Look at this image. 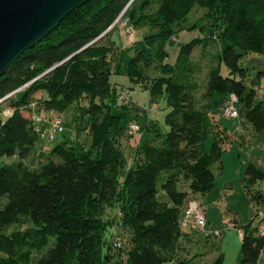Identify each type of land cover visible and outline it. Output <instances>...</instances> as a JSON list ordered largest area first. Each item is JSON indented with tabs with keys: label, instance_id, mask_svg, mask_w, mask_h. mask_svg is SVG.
<instances>
[{
	"label": "trees",
	"instance_id": "obj_1",
	"mask_svg": "<svg viewBox=\"0 0 264 264\" xmlns=\"http://www.w3.org/2000/svg\"><path fill=\"white\" fill-rule=\"evenodd\" d=\"M197 4L215 17L213 33L184 40L173 62L174 36ZM124 15L132 26L157 27L144 36L145 46L126 71L150 87L153 101L160 96L170 103V129L160 141L130 145L132 134L122 122L128 105L119 97L124 88L111 82L119 51L111 33ZM210 38L225 45L209 68L206 101L197 105L201 66L192 54ZM249 52H264V0H88L73 9L0 76V156L16 157L0 166V264L191 262L177 255L181 220L188 200L213 188V164L223 155L218 138L203 149L212 126L221 127L211 113L235 94L241 122L264 130V99L241 64ZM37 112L74 113L76 138L66 137L50 151L37 147ZM83 132L85 141L77 138ZM36 152L46 159L34 166L27 159ZM246 177L256 182L264 170L249 161ZM181 180L187 188L179 187ZM245 188L251 200L264 201L261 189ZM242 228L240 264H257L264 234L254 221ZM199 264L228 263L220 254Z\"/></svg>",
	"mask_w": 264,
	"mask_h": 264
},
{
	"label": "rangeland",
	"instance_id": "obj_2",
	"mask_svg": "<svg viewBox=\"0 0 264 264\" xmlns=\"http://www.w3.org/2000/svg\"><path fill=\"white\" fill-rule=\"evenodd\" d=\"M143 0H139L141 2ZM158 6V3L156 4ZM155 6L149 7V11L153 10ZM125 9L121 12L124 14ZM207 7L199 4L195 5L188 15L187 21L184 22V27L179 31L177 35V41L171 45L170 60L175 61L177 59V50L175 47L179 45L182 40H189L196 36L209 37L214 30L215 17L206 14ZM121 16V15H120ZM126 15L122 16L111 35L116 45L118 46V55L114 61V70L111 74V82L117 85L119 90L124 88L130 95V99L125 102L128 108L125 110V117L123 118V124H127L132 121H136L140 125V129L135 132H128L132 134L129 140L130 145H136L141 140L147 138L160 139L164 136V133L169 131L170 124L167 121V114L171 109L170 103L166 97H158L156 100H152L151 90L149 86H143L141 83L133 80L126 71L127 63L129 59L137 53L139 49L145 46L144 36L152 32L157 31V27L151 25L132 26L130 23L125 22ZM194 25L193 27H190ZM204 39L195 48L192 59L198 62L201 66L200 71L197 73V79L199 81V88L196 91V104H202L206 101L203 97L206 86L208 71L211 64L216 61V50H221L222 45H225L224 40H217L210 38L206 43ZM221 43V46H220ZM216 46V47H215ZM245 57L243 58V61ZM223 73H227V68L224 67ZM122 90V91H123ZM38 100L41 96L40 93L36 94ZM123 101V100H122ZM238 106V105H237ZM7 108L6 110H8ZM42 111V110H40ZM25 114H29L27 110ZM52 114V112H50ZM49 113V114H50ZM48 115V113H46ZM54 114V113H53ZM213 116H218L217 123L219 126H212V130L208 132L207 138L203 144V149L209 151L212 142L215 138H218L223 146L222 160L213 164V169L216 174L215 184L213 188L205 193L197 192L195 198L199 203L207 208V216L212 221V226L215 228H223L225 223L223 218L229 216L237 217V227L242 224L250 222V219L259 211L264 212V201L259 203L257 207L252 204V200L248 191L245 188V184H248L252 191L262 190L264 193V178L259 179L256 182H246V166L249 161H253L258 167L264 170V131H258L253 128L250 122L236 121V125L232 124L234 119H230L223 112V107L217 106L214 109ZM66 129L63 132H57L54 139L48 140L41 138L36 146L49 145L50 151L53 146L63 139L76 138L72 133L74 129V113L62 114ZM235 122V121H234ZM42 130H46L48 123L46 121L39 123ZM82 124L81 127H83ZM237 125H241L242 128L238 129ZM225 127V128H224ZM224 129V130H223ZM222 130V131H221ZM227 130V131H226ZM160 133V135H158ZM80 140L85 141L87 133L83 132L77 137ZM126 150L128 142L125 143ZM34 153L28 157L27 161L36 166L40 160L46 159V155H42L41 159ZM16 160L15 156L1 155L0 166L4 163H10ZM160 186V185H159ZM180 188H187L184 180L179 182ZM162 189L158 192V197L162 196ZM5 200V199H3ZM114 210H107V214H114ZM260 217L257 216L254 221L255 224L259 223ZM215 225V226H214ZM215 228V229H216ZM223 235V233H222ZM221 235V236H222ZM216 237L212 235H201L200 244L196 245L198 248L203 249L205 252L204 258L207 261L214 260L222 253V237ZM125 246V245H124ZM264 261V256L262 263ZM199 258H197L191 264H199Z\"/></svg>",
	"mask_w": 264,
	"mask_h": 264
},
{
	"label": "water",
	"instance_id": "obj_3",
	"mask_svg": "<svg viewBox=\"0 0 264 264\" xmlns=\"http://www.w3.org/2000/svg\"><path fill=\"white\" fill-rule=\"evenodd\" d=\"M87 1L0 0V76L25 50L41 41L73 9Z\"/></svg>",
	"mask_w": 264,
	"mask_h": 264
},
{
	"label": "crops",
	"instance_id": "obj_4",
	"mask_svg": "<svg viewBox=\"0 0 264 264\" xmlns=\"http://www.w3.org/2000/svg\"><path fill=\"white\" fill-rule=\"evenodd\" d=\"M176 41H177V37H176ZM183 41L184 40L179 42V44H181ZM220 46H221V43H220ZM175 48L178 52L179 45H177V47ZM222 48H223V45L221 49ZM219 51L220 50H216V53H218ZM244 57H245V60L243 61ZM241 64L248 69V73H249L248 80L257 89L259 98L264 99V52L247 53L241 58ZM215 117L216 119H218V116H215ZM230 119H234L235 122L232 121V124L234 123V125L237 124L236 121L238 120H240L241 122V117H231ZM237 126H238V129L242 128L241 125H237ZM195 196H196V193L193 195V197ZM252 204L255 207H257L259 203H257L256 200L255 201L252 200ZM201 206L205 209L206 215H207L206 206H204V204H202ZM256 214L250 219V221H254V219L256 218ZM223 220H224L223 222L225 223L224 224L225 226L223 228H219L221 229V233L218 236L215 235L216 237H220L223 233L222 235L223 245H222L221 254L224 255L225 260L228 264H240L241 257H242V237H243L242 236V231H243L242 225L243 224L240 227H237V225L239 224L237 223L236 216L235 218H233V216L232 217L225 216ZM259 222H261V218L259 219ZM254 224H255V221H254ZM205 227L207 231L212 232L218 229L219 226L217 228L215 226L216 228L215 229L212 226V221L207 216ZM202 234L206 235L207 233L200 228L187 227L183 229L177 241L176 250H177L178 257L187 259L188 261L191 260V262L187 264L193 263L197 258H199L200 262L206 260V258H204L205 252L203 251V249L198 248L196 246L200 244V239H201L200 237ZM209 235H212V234H209ZM263 256H264V251L261 253V256L257 264H264V261L262 263Z\"/></svg>",
	"mask_w": 264,
	"mask_h": 264
},
{
	"label": "built area",
	"instance_id": "obj_5",
	"mask_svg": "<svg viewBox=\"0 0 264 264\" xmlns=\"http://www.w3.org/2000/svg\"><path fill=\"white\" fill-rule=\"evenodd\" d=\"M127 19L125 20V22ZM120 99L124 102H127L130 99V95L126 90L121 91L119 95ZM237 97L235 94H232L229 100L226 102L223 112L226 116L229 117H240V111L236 104ZM12 113V109L5 110V114L9 115ZM33 118L35 123L38 124L37 129L41 131V136L43 138H46L48 140L54 139L56 137L57 132H63L66 129L63 117L61 115L55 114L52 117H49L45 112H37L33 114ZM48 122V127L46 130H42L39 123L41 122ZM140 129V125L136 121H132L129 123V131L135 132ZM49 148L48 144H45L42 146L43 150H47ZM259 216L261 219L264 217V212L262 210H259L256 214V217ZM206 221H207V215L205 209L201 206L199 201L195 197H191L185 207L184 214L181 220V226L182 228L187 227H196L200 228L203 231H205L208 235L214 234L218 236L221 233V229H216L214 231H207L206 230ZM259 227L261 230V233L264 234V222H259ZM243 236V231H242ZM116 245H121V238L117 237L116 239Z\"/></svg>",
	"mask_w": 264,
	"mask_h": 264
}]
</instances>
